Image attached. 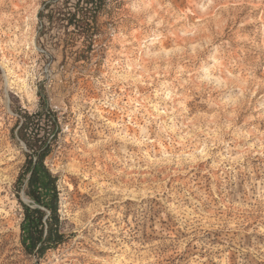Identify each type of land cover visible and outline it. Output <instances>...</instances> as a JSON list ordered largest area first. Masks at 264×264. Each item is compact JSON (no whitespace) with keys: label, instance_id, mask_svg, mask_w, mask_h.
I'll list each match as a JSON object with an SVG mask.
<instances>
[{"label":"rangeland","instance_id":"obj_1","mask_svg":"<svg viewBox=\"0 0 264 264\" xmlns=\"http://www.w3.org/2000/svg\"><path fill=\"white\" fill-rule=\"evenodd\" d=\"M24 116L58 177L42 257ZM0 264H264V0H0Z\"/></svg>","mask_w":264,"mask_h":264},{"label":"trees","instance_id":"obj_2","mask_svg":"<svg viewBox=\"0 0 264 264\" xmlns=\"http://www.w3.org/2000/svg\"><path fill=\"white\" fill-rule=\"evenodd\" d=\"M66 21L77 25L82 23L75 14L69 15ZM28 119L29 116H24L17 129L28 152H24V162L14 182V188L22 191L31 201V204H26L18 200L23 210L20 222L21 241L28 253L34 252L42 257L48 250L64 241V234L58 214V177L44 163L50 152V143L42 141V136L36 133L29 138L25 137L23 131Z\"/></svg>","mask_w":264,"mask_h":264},{"label":"bare ground","instance_id":"obj_3","mask_svg":"<svg viewBox=\"0 0 264 264\" xmlns=\"http://www.w3.org/2000/svg\"><path fill=\"white\" fill-rule=\"evenodd\" d=\"M241 214V213H240ZM243 216H245V215H243Z\"/></svg>","mask_w":264,"mask_h":264}]
</instances>
